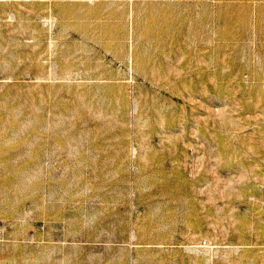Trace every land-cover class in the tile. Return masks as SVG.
Listing matches in <instances>:
<instances>
[{"label":"rangeland","instance_id":"obj_1","mask_svg":"<svg viewBox=\"0 0 264 264\" xmlns=\"http://www.w3.org/2000/svg\"><path fill=\"white\" fill-rule=\"evenodd\" d=\"M0 264H264V0H0Z\"/></svg>","mask_w":264,"mask_h":264}]
</instances>
